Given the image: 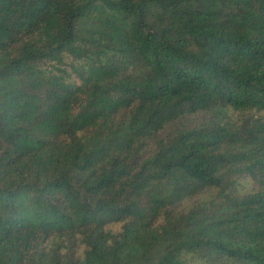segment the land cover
Returning a JSON list of instances; mask_svg holds the SVG:
<instances>
[{
	"label": "trees",
	"instance_id": "trees-1",
	"mask_svg": "<svg viewBox=\"0 0 264 264\" xmlns=\"http://www.w3.org/2000/svg\"><path fill=\"white\" fill-rule=\"evenodd\" d=\"M0 264H264V0H0Z\"/></svg>",
	"mask_w": 264,
	"mask_h": 264
}]
</instances>
